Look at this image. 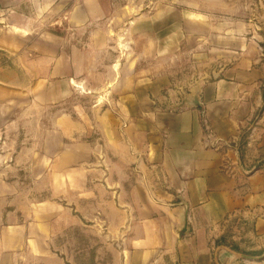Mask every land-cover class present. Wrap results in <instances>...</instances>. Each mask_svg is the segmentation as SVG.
Segmentation results:
<instances>
[{
	"label": "crops",
	"instance_id": "0c3cea01",
	"mask_svg": "<svg viewBox=\"0 0 264 264\" xmlns=\"http://www.w3.org/2000/svg\"><path fill=\"white\" fill-rule=\"evenodd\" d=\"M87 3L96 10L99 1ZM178 3L183 11L154 16L165 28L128 29V50L99 30L95 43L68 53L55 38L57 48L41 56L37 99L60 102L72 86L86 89L73 94L50 131L91 138L57 153L51 176L72 179L76 191L58 186L55 196L82 205L87 180L77 178V166H89V188L96 167H105V228L120 231L114 264H264L257 259L264 254V165L256 169L264 161V33L250 22L256 3ZM230 4L238 13H226ZM89 8L71 21L90 22ZM100 52L110 53L102 85ZM53 212L48 206L40 215L42 226ZM30 241L42 244L35 232Z\"/></svg>",
	"mask_w": 264,
	"mask_h": 264
},
{
	"label": "rangeland",
	"instance_id": "374dc122",
	"mask_svg": "<svg viewBox=\"0 0 264 264\" xmlns=\"http://www.w3.org/2000/svg\"><path fill=\"white\" fill-rule=\"evenodd\" d=\"M88 1L0 0V264H114V254L120 250V231L105 228V201L110 197L106 198L102 164L96 167L98 181L91 188L89 166H77L81 171H76L77 178L83 173L81 179L87 180L82 205L55 196L58 186L76 191L72 179L51 176L57 153L69 144L89 143L91 138L80 133L60 137L50 130L57 113L71 108L76 99L73 94L86 89L75 91L72 86L60 102L37 99L42 79L40 58L57 48L52 41L55 38L60 50L68 53L73 46L82 49L95 43L99 30H109L111 44L128 50L127 43L134 40L126 39L128 29L165 28L154 16L181 12L184 6L179 0H95L99 1L96 10H90ZM253 1L250 22L264 33V0ZM87 8L93 13L92 20L84 26L75 25L70 16ZM237 8L230 4L224 9L232 14L238 13ZM95 59L98 68L103 66L96 81L102 85L110 53H97ZM34 82L38 83L33 90ZM81 103L88 107L89 99ZM263 165L264 161L258 162L256 169ZM259 199L264 198H258V208L264 204ZM48 206L56 216L42 226L40 215ZM231 223L239 228L242 219L234 218ZM33 232L42 243L37 249L30 241Z\"/></svg>",
	"mask_w": 264,
	"mask_h": 264
},
{
	"label": "water",
	"instance_id": "95a60500",
	"mask_svg": "<svg viewBox=\"0 0 264 264\" xmlns=\"http://www.w3.org/2000/svg\"><path fill=\"white\" fill-rule=\"evenodd\" d=\"M117 46V48L119 49V50H123V49H125L124 47L125 46H121V48L118 46V45H116ZM176 108H178V107H176ZM242 258H250V257H247V256H242ZM262 258H264V254L263 255H261L260 257H258L257 259H262ZM254 259V258H253ZM256 259V258H255Z\"/></svg>",
	"mask_w": 264,
	"mask_h": 264
},
{
	"label": "trees",
	"instance_id": "16d2710c",
	"mask_svg": "<svg viewBox=\"0 0 264 264\" xmlns=\"http://www.w3.org/2000/svg\"><path fill=\"white\" fill-rule=\"evenodd\" d=\"M263 107H264V105H263Z\"/></svg>",
	"mask_w": 264,
	"mask_h": 264
}]
</instances>
